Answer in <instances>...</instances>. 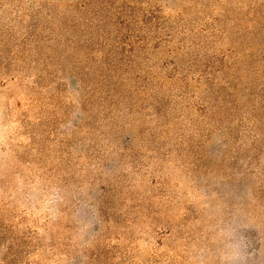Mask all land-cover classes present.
Here are the masks:
<instances>
[{
	"label": "rangeland",
	"instance_id": "374dc122",
	"mask_svg": "<svg viewBox=\"0 0 264 264\" xmlns=\"http://www.w3.org/2000/svg\"><path fill=\"white\" fill-rule=\"evenodd\" d=\"M0 264H264V0H0Z\"/></svg>",
	"mask_w": 264,
	"mask_h": 264
}]
</instances>
